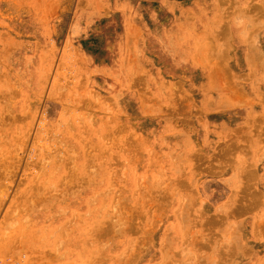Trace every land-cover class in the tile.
Segmentation results:
<instances>
[{
	"label": "rangeland",
	"instance_id": "374dc122",
	"mask_svg": "<svg viewBox=\"0 0 264 264\" xmlns=\"http://www.w3.org/2000/svg\"><path fill=\"white\" fill-rule=\"evenodd\" d=\"M215 1L0 0V264H264V0Z\"/></svg>",
	"mask_w": 264,
	"mask_h": 264
},
{
	"label": "bare ground",
	"instance_id": "6f19581e",
	"mask_svg": "<svg viewBox=\"0 0 264 264\" xmlns=\"http://www.w3.org/2000/svg\"><path fill=\"white\" fill-rule=\"evenodd\" d=\"M213 2L211 3L214 7H218V3L215 1V0H212ZM244 1V0H243ZM237 8H238V6H237ZM251 8H253V4H252V7H251V5H249V6H244V5H242V6H240L239 8H238V10L239 11H241L242 13H243V15H246V21H244V22H242L241 24H242V26H245L246 28H248V29H250V26H248L247 24H246V22L247 21H249V20H247V19H249V15L247 14V12L248 11H250L251 10ZM264 8V7H263ZM264 11V10H263ZM231 25V24H230ZM235 26V25H234ZM233 25H231L230 26V28H235ZM239 31V30H238ZM234 37H236L237 39H242V38H244L245 37V34H239V32H238V34H237V36H234ZM256 36H254V35H252V36H250V37H245L243 40H241L244 44H245V46H249V48H250V50H246V52H244L243 50L240 52V59L241 60H235L233 63H235L236 65H238V63L239 62H241L240 64H241V66L242 67H244V66H246V65H250L251 64V66L249 67V70H250V73H249V75H252V76H255V78H256V82H258L259 81V73H257V71H256V69H257V67L258 66H260L261 65V63L262 62H264V51H261L258 47H256V46H254L253 44V47L251 48L250 47V45L248 44V42L246 41V40H251V39H254ZM239 39V40H240ZM263 54H262V53ZM231 119V120H230ZM227 118L226 119V121L227 122H232L233 121V119L232 118ZM233 123V122H232ZM231 123V124H232ZM226 124V123H225ZM230 124V123H229ZM239 131H241V130H239ZM77 135L79 136V137H81L82 136V134H81V132L80 131H78L77 132ZM234 137H235V134H233L231 137H229V139L231 138V140L232 139H234ZM78 138V137H77ZM78 140H86V138H85V136L83 137V138H79ZM83 150V154H81L80 155V161H82V162H85V161H87L88 160V158H89V155H88V152H87V149H81V151ZM237 172H241L240 173V175H246V174H248V172H249V170L247 171H244V170H242V169H239V170H237ZM239 177V176H238ZM238 183V182H237ZM236 183V184H237ZM180 218V217H179ZM69 222V221H68ZM65 225V224H64ZM64 225L62 226V227H60V226H58L60 229H63V227H64ZM51 228V227H50ZM182 228V227H181ZM53 230V229H52ZM51 230V231H52ZM182 230V229H181ZM54 231V230H53ZM187 234V233H186ZM183 240V239H182ZM185 240V239H184ZM188 240V239H187ZM187 242V241H186ZM185 242V243H186ZM184 243V244H185ZM212 260L210 259L209 261H207V262H209V263H211L212 264V262H211ZM213 263H215V262H213Z\"/></svg>",
	"mask_w": 264,
	"mask_h": 264
}]
</instances>
